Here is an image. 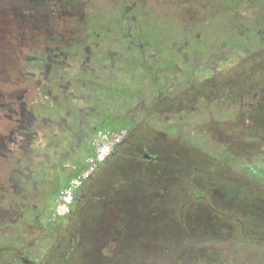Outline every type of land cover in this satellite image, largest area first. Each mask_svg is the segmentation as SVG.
Segmentation results:
<instances>
[{"label":"flooded vegetation","instance_id":"af4514ba","mask_svg":"<svg viewBox=\"0 0 264 264\" xmlns=\"http://www.w3.org/2000/svg\"><path fill=\"white\" fill-rule=\"evenodd\" d=\"M38 1L41 9L29 11L38 20L66 12L71 15L73 23L76 22L70 28L73 36L69 39L72 42L67 40L63 31H45L46 35L39 38L32 29L30 32L22 28L8 30L12 33L14 30L13 39L18 41L19 46L14 49L10 45L13 56L0 63V156L15 157L17 165L12 169L16 172L14 179L17 183L24 181L18 164L24 158L21 155L30 152L28 146L36 133L30 132V128L37 125L42 132L40 136L51 141L47 140L49 147L45 144L46 149L48 147L45 156L54 158L42 189H34L32 171L24 177L33 189H13L21 199L27 198L28 193L35 195V202L10 200L6 205H0V264H50L55 244L50 245L47 251H40L36 240L59 232L68 241L87 237V231L83 233L85 227L79 212V202L86 196V189H78L65 216L54 217L53 210L59 190L77 165L84 162V156L92 149V140L98 131H124L111 153L96 167L101 173L104 168H111L128 177H147L155 171L166 175L171 174L168 169L171 160L165 154V146L176 145L178 137L173 135H177V131L180 136L183 130L194 128L181 117L175 119L177 114L194 109L210 112L213 104L219 109L218 113L227 116L236 112L237 105L240 113L264 109V82L257 85L250 82V89H258L253 92L246 87L231 90L229 84L223 86L226 91H221L216 88L221 77L213 76L215 67L226 63L233 48L248 50L244 42L250 38L249 30L252 28L241 29V21L237 19L240 13L236 10L248 0H194L189 16L183 13L173 16L189 17L190 20L185 22L190 25L189 31L167 27L168 30L164 29L162 33L151 24L143 23L142 18L141 23H135L139 14L133 10L134 2L113 14H97L103 20L100 23L106 24L109 19L114 22L108 27L103 24L104 28H100L99 23L94 25L90 21L97 15H90L86 20H82V17L85 18L82 15L79 24L76 18L78 11H73V6L76 4L79 10L80 0ZM213 8H219L226 15H234L235 22L212 25L210 11ZM96 18L95 21L99 22ZM48 23L54 24L52 21ZM247 32L249 35L243 38ZM143 33L148 37L146 43L139 44V47L145 45V50L127 60L137 66L135 72L140 73L139 76L129 72L131 66L126 61L117 66L114 61L119 55H124L123 49L135 47ZM256 33V46L262 47L264 26ZM5 46V42L0 43L1 50ZM152 49L158 50L155 56ZM7 64L12 68H8ZM204 72L206 74L198 80ZM200 101L203 102L200 104ZM45 125L46 133L41 129ZM58 128L65 129L69 135L62 142L55 143ZM124 148H128L125 153ZM95 170L86 180L93 179ZM17 172L21 175L18 176ZM114 183L110 181L109 186L113 187ZM102 204V214L111 216L114 209L109 200H104ZM148 204L143 202L141 208H147ZM126 207V226L118 222L114 215L110 218L112 222L103 224L104 232L98 234L103 239H93L102 240V248L112 247L113 243L117 248L122 245L121 242L132 245L135 241L133 219L136 205L131 203ZM16 223L27 227L31 237L25 239L22 233H13L15 236L8 237L6 228L15 227ZM105 230L110 233H105ZM35 233L42 236L35 237ZM88 241L92 240L88 238ZM24 245L26 247L23 248Z\"/></svg>","mask_w":264,"mask_h":264},{"label":"rangeland","instance_id":"374dc122","mask_svg":"<svg viewBox=\"0 0 264 264\" xmlns=\"http://www.w3.org/2000/svg\"><path fill=\"white\" fill-rule=\"evenodd\" d=\"M220 1L224 2V0ZM38 2V0H0V43L7 44L2 50L0 49V63L8 61L9 56H13L10 45L14 49L19 46L13 35L14 30L20 28L27 32L32 29L39 38L46 35L45 31L59 33L63 31L68 37L67 40L72 42V39H69L73 36L70 28L76 20L73 23L72 18L69 17L71 15L66 12L63 15L55 13L52 16H44L38 20L35 14L29 13L30 10L41 9ZM79 2H81L79 10L76 4L73 6V11H78L76 18L79 24L82 15L85 16L82 20H86L90 15L113 14L124 5H131L134 2L133 10L138 12L141 21L151 24L160 33L170 27L185 28V31H189L190 25L185 24L188 22L187 19L190 20L189 17L186 19L173 16L182 13L189 16L190 10L195 5L194 0H80ZM63 9L66 10L65 7ZM236 10L240 13L237 19L241 21V29L252 28L249 30L250 38L244 42L248 50L233 48L226 63L215 67L213 76L224 80H220L216 87L221 91H226L223 86L229 84L231 90L246 87L253 92L258 89H250V82L256 85L264 82V45L256 46L258 44L256 31L264 26V1L248 0ZM210 15H212L210 16L212 25H228L236 19L234 15L224 14L219 8H213ZM95 18L90 21L94 25L99 23V26H102L100 28L114 23L112 19L106 24L100 23L101 17L99 22H96ZM49 21L54 24H49ZM12 29H14L13 33L8 32ZM249 34L247 32L243 38ZM7 67L12 68L10 64H7ZM205 74L206 72L200 74L198 80ZM234 111H236L234 114L219 116L216 119L207 114L198 115L195 117L197 121L195 118L192 119L200 123L195 129L183 130L180 136L177 131V135H173L178 137L176 145L165 146L167 148L165 154L171 160L168 162L171 174L162 175L155 171L147 177H128L117 170H110L111 168H104L102 173L96 168L92 179L94 189H86V196L79 202V212L82 213L81 223L85 227L82 229H84L83 233L87 231L85 233L87 237L68 241L64 239L65 237H61V232L56 235L50 233L43 237L39 236L41 233H35V237H41L36 240V244L40 245V251H45L50 245L55 244V254L50 264H264V172H257L254 167H247L244 164L247 159L256 158L259 162L258 166L264 167V129H261L258 121L263 118L264 109H256L255 114L240 113L237 105ZM230 121L231 123L228 124ZM45 128L46 125L41 128L44 133H46ZM30 132L35 133L28 146L30 154L21 155L24 157L23 164L19 166L24 175L32 171L35 186L42 188L54 156L50 159L45 156L44 153L50 146L47 140L50 139L40 136L39 133L42 132L37 125L30 128ZM68 133L65 129L58 128L54 142H62L69 135ZM193 135L198 137L203 135L204 142L198 140L199 147L189 144L187 137ZM196 139L189 140L195 143ZM45 144L48 146L47 149ZM126 151L128 148H124L123 152ZM6 160L9 162L8 169L17 165L15 157H6ZM25 181L28 182L27 179ZM110 181L115 182L113 187L109 186ZM115 195L117 197L114 199ZM27 196L21 199L13 189H8L7 186L1 187L0 205H6L10 200H24L28 203L37 199L30 193ZM104 200H109V204L114 209L112 217L102 214ZM143 202H149L145 209L141 208ZM131 203L136 205L133 219L135 241L132 245L121 242L124 247L120 245V248L114 246L102 248L103 241L93 239L95 237L103 239L98 234L104 232L103 224L112 222L110 218H114V215L118 222L126 226V213H128L126 205ZM5 232L8 237L15 236L16 233H22L25 239L31 237L29 235L31 231L18 223L13 228L11 226L6 228ZM13 233L15 235H12ZM105 233L110 231L105 230ZM88 238L92 241H88ZM127 246L128 250L122 252Z\"/></svg>","mask_w":264,"mask_h":264},{"label":"trees","instance_id":"16d2710c","mask_svg":"<svg viewBox=\"0 0 264 264\" xmlns=\"http://www.w3.org/2000/svg\"><path fill=\"white\" fill-rule=\"evenodd\" d=\"M141 23L140 22V18H138V16H137V20H136V24L137 23ZM147 37L148 36H144V33L140 36V40L138 39L137 41H136V46L135 47H129V48H125V49H123V54L124 55H119L118 56V58L116 59V61H114V63H115V65L117 66L118 64H122L123 62H125L126 61V63L128 64V66L130 67V70H129V72H133V73H136L137 75H139L140 76V73L138 74L137 72H135L136 70L135 69H137V66L133 63V62H128L127 60H129V59H131V58H133L136 54H138L139 52H141L142 50L144 51L145 50V45H143V47H139V44H144V43H146V40H147ZM139 42H141V43H139ZM135 43V42H134ZM138 43V44H137ZM141 50V51H140ZM158 50H155V49H152V52L154 53L153 55L155 56V53L157 52ZM138 52V53H137ZM157 54V53H156ZM159 55V54H158ZM125 56L127 57V58H125ZM139 70H141L140 69V67H139ZM126 75V74H125ZM139 78V77H138ZM201 104V103H200ZM214 106V107H213ZM216 105L215 104H213L212 105V108L210 109L211 111L210 112H203V111H201V110H199V109H194V110H192L191 112H188V113H182V115L181 114H177V118H179V117H181V120L182 121H184V122H190L191 124H193L194 125V128L193 129H195V127H196V123H195V121H197L196 120V116H198V115H204L205 114V116H206V114L207 115H209L211 118H213V119H216V118H218L219 116L220 117H223V113H218L219 112V109H217L216 107H215ZM232 114H234V113H232ZM183 115H186V116H190V117H192V118H190V119H188L186 116H184L183 117ZM173 116V115H172ZM230 117H232V116H230ZM193 118H195V121H193L192 119ZM202 119H204L203 117H202ZM200 123H197V126L199 125ZM108 128H110V129H116V128H112V127H108ZM188 131V130H187ZM187 131H186V133H187ZM188 133H190V131L188 132ZM191 138H197L195 141V143H193V141L191 142L189 139H191ZM187 140L189 141V144L191 145V146H194V147H199L200 146V144H198V142L200 141V142H204V140H203V135H200L199 137L198 136H195V135H193V136H189V137H187ZM199 140V141H198ZM92 149L84 156V158H86L88 155H90V154H92L93 153V147H91ZM10 161V160H9ZM227 162H229L228 160H227ZM20 165H22L23 164V160L19 163ZM18 164V165H19ZM244 164L248 167V166H252V167H254L256 170H257V172H262L263 170H264V167H262L261 165L260 166H258V164H259V162H257V159L256 158H249V159H247L245 162H244ZM8 166H9V162L6 160V157H4V156H0V188L1 187H5V186H7L8 187V189H30V187H29V182H27V181H25L26 180V177H24V174L22 175L23 176V180L24 181H22V182H19V183H17V181L14 179V176H15V173L16 172H14V171H12V169L11 168H9L8 169ZM244 166V165H243ZM20 167V166H19ZM15 168V167H14ZM86 168V164H85V162H83V163H79L78 165H77V167H76V169L72 172V175L70 176V177H72V176H74L75 174H77V173H80L82 170H84ZM22 170V169H21ZM12 171V172H11ZM17 175L18 176H20L21 175V173L20 172H17ZM69 177V178H70ZM94 183V180H86L85 181V183L80 187L81 189H94V187H93V184ZM31 186V185H30ZM42 189L41 187H34V189ZM33 189V188H32ZM115 244L113 243V246H114ZM112 246V247H113Z\"/></svg>","mask_w":264,"mask_h":264},{"label":"built area","instance_id":"2783aa9c","mask_svg":"<svg viewBox=\"0 0 264 264\" xmlns=\"http://www.w3.org/2000/svg\"><path fill=\"white\" fill-rule=\"evenodd\" d=\"M123 134V130L104 129L97 132L92 141L93 153L88 155L85 160L86 168L70 177L59 190L53 210L54 217L65 216L70 211L78 189L90 177L98 164L103 162L111 153Z\"/></svg>","mask_w":264,"mask_h":264},{"label":"crops","instance_id":"0c3cea01","mask_svg":"<svg viewBox=\"0 0 264 264\" xmlns=\"http://www.w3.org/2000/svg\"><path fill=\"white\" fill-rule=\"evenodd\" d=\"M253 114H255V113H253ZM258 121H259L260 127H262L261 129H264V116H263V118L261 120H258ZM262 172H264V170ZM120 247L121 246H119L117 248H120ZM122 247H124V246L122 245ZM121 249H123V248H121ZM124 250L127 251L128 250V246H127V248L125 247L122 252H125ZM130 250H132V249H130ZM115 251H117V250L115 249Z\"/></svg>","mask_w":264,"mask_h":264}]
</instances>
